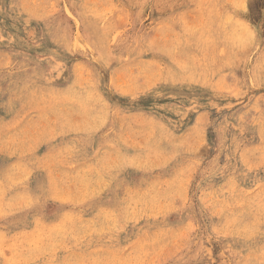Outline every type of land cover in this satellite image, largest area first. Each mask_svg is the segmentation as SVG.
<instances>
[{"label": "rangeland", "instance_id": "1", "mask_svg": "<svg viewBox=\"0 0 264 264\" xmlns=\"http://www.w3.org/2000/svg\"><path fill=\"white\" fill-rule=\"evenodd\" d=\"M0 264H264V0H0Z\"/></svg>", "mask_w": 264, "mask_h": 264}]
</instances>
